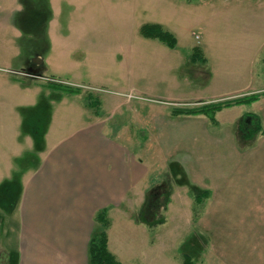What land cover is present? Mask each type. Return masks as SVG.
<instances>
[{"label":"rangeland","instance_id":"rangeland-1","mask_svg":"<svg viewBox=\"0 0 264 264\" xmlns=\"http://www.w3.org/2000/svg\"><path fill=\"white\" fill-rule=\"evenodd\" d=\"M256 4L255 0H0V163L3 160L7 168L5 176L0 177V264L19 263L15 245L18 222H22L17 213L22 176L39 164L52 111L66 105L75 118L105 124L103 136L119 141L149 164L136 200L129 192L121 203L105 207L127 211L126 216L144 223L145 229L125 228L117 218L120 227L113 231V238L134 251L140 248L139 235L146 242H141L144 255L153 257L152 264H169L168 255L180 258L182 252L210 264L206 236L193 224L191 228L188 225L193 200L183 190L187 182L175 164L168 168L175 169L174 177L163 167L157 120L173 107L198 105L171 99L193 98L192 90L212 77V62L222 80L232 68L226 65L242 60L247 51L244 32L254 22L251 12ZM157 21L178 40L166 80L156 81L154 94L139 93L134 88L124 90L106 82L104 69L108 77L114 74L115 53L123 47L133 45L137 56L149 58L139 27ZM195 44L206 55L214 56L213 61L189 60ZM172 74L180 78V83L173 85ZM169 81L170 88H165ZM50 82L75 90L53 88ZM257 83L264 84V75ZM87 93L96 99L95 106L85 104ZM245 107L232 114L239 112V118ZM240 123L239 131L253 126L248 120ZM237 125H232L235 130ZM65 133L54 132L50 140H59ZM172 177L180 187L179 194L172 189ZM93 215L88 214L89 229H75L72 245L64 248L65 255L76 257V262L82 259L89 264L85 241L103 229ZM25 220L31 228L37 224L31 213L25 214ZM31 228L27 227L28 235H33ZM133 261L140 264L139 256Z\"/></svg>","mask_w":264,"mask_h":264},{"label":"crops","instance_id":"crops-1","mask_svg":"<svg viewBox=\"0 0 264 264\" xmlns=\"http://www.w3.org/2000/svg\"><path fill=\"white\" fill-rule=\"evenodd\" d=\"M255 1L256 10L251 12L255 14L254 22L244 32L247 51L242 60L227 64L232 68L225 74L226 78L220 80V72L212 62L214 56L206 55L203 48L193 45L199 47L204 62L213 63L212 77L208 83L192 90L193 98L171 100L199 105L264 90V84L257 83L264 75V0ZM157 23L169 30L163 22ZM145 38L149 58L137 56L133 45L121 47V51L115 53L118 57L116 71L112 74L115 76L108 77L104 69L106 82L124 90L134 88L139 93L154 94L156 81L164 82L166 73L172 70V51L177 50L178 40L176 38L175 45L170 47L158 38ZM212 44L220 43L212 41ZM215 58L219 60L222 56ZM171 78L173 85L180 83V78L174 74ZM170 86L169 81L165 88ZM244 105L248 107L241 115L256 114L262 132L258 130L246 136V131L242 134L232 126L239 119V112H232ZM73 112L67 105L62 110L52 111L39 164L22 176L23 190L17 206L22 222H18L15 245L19 252L18 264H84L82 259L76 262V257L64 253V248L73 243L74 230H88V214L95 215L101 208L121 203L130 193L136 200L147 178L148 162L140 161L137 154L119 141L103 136L105 124L75 118ZM215 119L211 123L203 114L173 115L170 111L161 116L157 120V134L164 156L163 167L168 171L170 165L177 166L179 175L187 182L183 186L186 197L190 195L193 200L194 188L208 192L202 201V212L194 221L192 201L188 225L191 228L193 224L195 230L206 236L210 264L215 261V264H264V96L250 103L222 107L215 113ZM57 131L67 135L50 140V135ZM4 165L2 160L1 178L7 169ZM174 171L169 170L173 177ZM173 177L171 184H176ZM179 188L172 189L178 193ZM26 213L33 214L37 220L32 228L25 220ZM106 214L110 220L105 228L107 246L117 260L133 264L139 256L140 264L142 261L152 264L153 257L144 255L141 242H146L139 235L140 248L134 251L113 238V231L119 229L120 222L125 228L138 230L145 229L144 223L134 221L130 215L127 217L123 209L106 208ZM117 218L120 222H116ZM27 227L33 230V235H28ZM88 241H85L86 252ZM28 246L32 248H26ZM167 258L169 264H181L179 257L168 255Z\"/></svg>","mask_w":264,"mask_h":264},{"label":"trees","instance_id":"trees-1","mask_svg":"<svg viewBox=\"0 0 264 264\" xmlns=\"http://www.w3.org/2000/svg\"><path fill=\"white\" fill-rule=\"evenodd\" d=\"M139 33L144 37H150V38H158L162 41H164L168 46L173 47L176 42V37L171 33L170 31L164 29L159 23H143L139 27ZM190 59L192 61H201L204 62V57L201 55L199 47L195 46L193 47L192 53L190 55ZM49 85L53 88L58 89H64L69 92L73 90V88L61 85L60 83H49ZM75 90V89H74ZM73 90V91H74ZM260 95L264 96V90L260 92H251L249 94H244L239 97H234L231 99H222V100H215V101H209L204 102L199 105H192V106H177L173 107L170 110V113L173 115L178 114H203L205 115L208 120L211 123L215 122V113L220 110L222 107L229 106L232 104H239V103H250L257 98H259ZM96 99L91 97L90 93L86 94V101L85 104L87 106H95L96 105ZM248 120L249 122L253 123L252 127L248 129L244 134L246 136H250L254 132H257L258 130L260 132L263 131V128L261 127L259 117L251 112H245L242 114V116L239 117L237 122V128L241 126L242 121ZM239 131V130H238ZM243 134L244 131H239ZM193 193V220L198 218L202 212V201L203 199L208 195V192L205 190H198V189H192ZM95 221L100 223V225L103 227L100 231L93 234L88 241L87 246V253H88V262L89 264H122L115 255L108 249L107 246V234L105 231V228L109 226L110 220L106 214V209L101 208L96 211L94 215ZM180 262L181 264H202L200 262L195 261L192 256L187 252H182L180 256Z\"/></svg>","mask_w":264,"mask_h":264}]
</instances>
